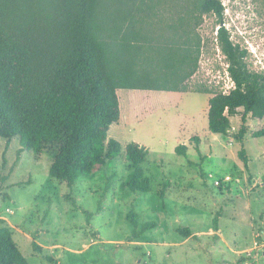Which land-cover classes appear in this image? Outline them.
Returning a JSON list of instances; mask_svg holds the SVG:
<instances>
[{"label":"rangeland","instance_id":"obj_1","mask_svg":"<svg viewBox=\"0 0 264 264\" xmlns=\"http://www.w3.org/2000/svg\"><path fill=\"white\" fill-rule=\"evenodd\" d=\"M220 2L231 41L246 49L249 69L264 72V0ZM218 25L208 13L195 27L201 46L188 91H116L119 119L107 135L121 153L72 186L48 174L50 149L35 154L21 150L16 137L0 138V219L29 264H264V136L251 135L264 119L248 115L239 142V108L227 135L212 133V94L195 91L226 93L233 86L216 40ZM131 141L148 150L141 164L148 192L121 187ZM179 144L186 145L184 154L175 151ZM224 176L230 182L216 186ZM130 211L137 229L148 221L156 225L132 239ZM178 228L193 236L184 238Z\"/></svg>","mask_w":264,"mask_h":264},{"label":"trees","instance_id":"obj_2","mask_svg":"<svg viewBox=\"0 0 264 264\" xmlns=\"http://www.w3.org/2000/svg\"><path fill=\"white\" fill-rule=\"evenodd\" d=\"M208 13L219 21L216 40L233 87L195 91L212 94V133L227 135L230 117L242 109L235 134L242 142L247 116L264 119V72L249 69L246 49L231 41L220 0H0V138L16 137L21 150L35 154L50 149L48 174L68 186L94 174L121 153L107 135L119 119L116 91H188L201 46L195 27ZM251 135L264 136V126ZM185 150V144L175 147L179 154ZM147 153L137 142L125 145L130 171L122 188L150 191L141 167ZM238 154L246 164L243 149ZM127 219L132 239L156 225L148 221L137 229L133 211ZM177 231L193 236L189 228ZM0 264H29L3 219Z\"/></svg>","mask_w":264,"mask_h":264},{"label":"built area","instance_id":"obj_3","mask_svg":"<svg viewBox=\"0 0 264 264\" xmlns=\"http://www.w3.org/2000/svg\"><path fill=\"white\" fill-rule=\"evenodd\" d=\"M233 87V86H232ZM231 178L229 176H224L222 178H216L214 181V184L217 186L221 183H225L227 184L228 182H230Z\"/></svg>","mask_w":264,"mask_h":264}]
</instances>
